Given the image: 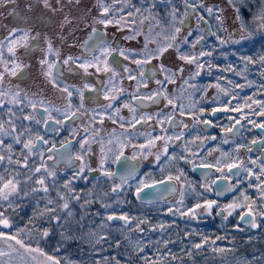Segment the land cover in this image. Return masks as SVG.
<instances>
[{
	"label": "rangeland",
	"instance_id": "1",
	"mask_svg": "<svg viewBox=\"0 0 264 264\" xmlns=\"http://www.w3.org/2000/svg\"><path fill=\"white\" fill-rule=\"evenodd\" d=\"M136 1L138 0H127V3H125V0H121V3L113 7L112 12L107 17L114 22L107 26L99 24L101 27H105L110 33L114 34L116 39L120 36V46H116L115 42H112L113 44L107 43L97 54L93 55V57H97L99 60L91 57L87 58L85 61L91 62L93 65L98 64L100 69L103 70L105 68L104 61H107L108 57L103 55L104 48L125 50L127 53H134L147 47L145 53L154 54L153 52L159 49V46L163 45L161 47H165L170 43L173 47L168 48L162 60L163 64L167 66V73L170 75V81L168 82V79H165V77L162 79L163 75H161L160 79L156 80L163 81L162 84L169 83L171 94L173 96H178L176 101L180 102V105L182 104V107L185 109L183 110V115H186L188 112L186 108H190L191 105L195 103L196 99L199 98L200 91L206 85L205 81L207 77L212 73L215 76L217 85H220L217 88H221L225 91L227 88H230L231 91L229 94H231L233 86L228 85L227 82L228 80L232 81L234 79L241 82L240 86H243L239 87V85H237L239 89L241 88V94H246L247 90L248 92L251 91L249 97L252 98V102H260L256 103V107L251 104V106L258 111L259 115L258 118L255 117V122L258 123L261 120L262 123L264 122V115L260 117V114L264 113V75H262V73H264V62L260 61V57L264 56V27L261 26L264 22L257 19V17L261 15L262 10H264V0H232L231 3H229V0H188V4H197L196 13L193 15L190 24L191 27H185L179 23V20L185 19L184 14L186 5L184 0H149L152 2L153 6H148V10L139 8L140 12L138 13L135 11L136 6L132 4H135ZM112 2L113 0H103L106 6L112 5ZM201 3L203 5L202 7L200 6ZM124 4L125 8L122 7ZM29 5L32 7L29 8ZM54 6L56 5L54 4ZM208 7L213 8L212 15H209L205 10ZM15 8L21 11L22 15L30 17L28 22L19 20V26L18 24L17 26L25 30H30V35L40 32L42 36L41 48L42 46L47 48V42L44 39L45 35H47V37L52 40L55 57L59 58H62L63 51H65V49L67 50L69 46H71L70 56H73L77 47L75 44H78L77 39L83 34L87 35L90 28L92 29L93 25L97 23V20L103 18L101 16L102 10L97 0H80L79 4H76L75 0H73L72 6L68 7L65 5L62 13H52L45 9L39 0H14L12 3L5 2L2 4L0 16H3L4 20H8V22L15 21V17L12 15V9ZM117 8H128V10L133 11V20L137 16L139 18H146L145 14L157 9L160 10L159 19L163 18L165 20V18H167L168 22L165 27L161 28L162 30L160 33L154 32L152 34L149 31L151 30L150 25L153 22L152 20L148 19L149 21L143 24L142 19H138L135 23H132L131 20L128 23H123V20L128 19L127 13L118 18L112 17L119 12L116 10ZM173 9H178L175 20H173L171 15ZM217 10L220 11L217 12ZM245 10L247 13L243 16L242 13ZM41 14L50 18L46 24L41 23L37 19ZM65 14L73 17V20L70 25H65L61 28L60 23ZM217 14L221 16V21L216 19ZM81 16H83L82 19L80 18ZM122 16L124 18L123 20H121ZM238 16L240 19H237ZM200 17H203V19H200ZM116 20H120L121 22L117 24L115 23ZM205 20L212 22H210L211 28L213 25L215 30L214 32L212 28V35H210L206 28ZM241 21L245 26L242 33L239 32ZM175 27L181 28V31L179 34H176V39L172 40L171 37L174 34ZM158 28L159 27L155 25V30ZM206 29L207 33L205 31ZM8 30L9 28L7 31ZM135 33L137 36H133ZM189 33H191V35H189ZM249 33H251L250 36ZM241 35L248 38L241 40ZM165 36L168 37L167 40L164 39ZM197 36H205L206 46L212 47L214 50V55L208 59L210 63L207 65L206 72L201 68L199 63H196L197 59L191 63L180 59L181 55L195 56L197 58L202 56L200 55L202 52L209 53L206 49L203 51L204 48H198L200 47L198 43L195 44V47L192 46L199 39ZM185 37H187L186 42ZM221 40L225 41V43L222 44L220 42ZM234 40H239L240 42L233 43L232 41ZM55 41H58V47L55 46ZM203 41L202 39V45ZM73 46H75V48H73ZM6 50L7 49L4 47L3 51L6 52ZM218 50L220 51L218 52ZM38 51L39 50H36L34 54H37ZM57 51L59 53L58 55L56 54ZM249 57L254 63L246 59ZM49 60L52 62L51 58ZM107 63L109 62L107 61ZM102 65L103 69L101 68ZM107 66L113 69L111 66ZM135 66L139 65L127 61L125 68L135 69ZM39 68V76L42 77L44 75L42 65H40ZM141 69L142 66L139 70L136 69L138 74ZM180 69L183 70L180 71ZM101 70L97 71L96 67L93 66L89 67L86 72L89 74L100 72L103 73V76L106 78L112 73L111 71ZM7 75L8 74L5 76L7 77ZM35 79H38V75L35 76ZM5 82L8 83L9 81ZM44 83L45 80H43V84ZM137 83L139 84V81ZM27 84L28 81L22 83L21 91L24 90ZM184 87L187 88V93L185 97H181L179 96V89L182 90ZM209 88L210 86L208 85V94L212 93V89L209 90ZM23 92L27 94L30 93L27 91ZM60 92H62L61 88ZM28 95L30 96V94ZM233 95L234 94H232V98H229L228 104L231 103L234 109H236V107L241 109L239 112L236 111L239 115L237 119H243L244 121L249 120L250 117L246 115V109L249 104L246 103L243 96L235 99ZM213 100L217 101L215 95L213 96ZM233 102L235 106L232 104ZM174 105V109H177L178 103L176 104L174 102ZM231 105H229V107H231ZM198 106L201 108L202 104H198ZM200 108L197 109L202 112ZM87 111L89 112V110ZM88 122L93 126V121H89L88 119ZM33 128L34 126H32V129ZM254 128L252 130L249 126H246L244 134L248 133L251 135L256 133ZM18 129L17 132H21L18 131ZM244 134L242 137L247 138ZM27 135L29 134H25V137L22 136V140H27V138H29ZM31 136H33L32 138L35 137L33 134ZM255 136L256 135L251 136V139L253 140ZM244 138L236 141V150L231 149L226 152V147L221 145L218 149L211 150L210 155L199 156L196 161L202 164L213 161L217 163L218 167L223 169V173L226 174L227 171L225 167L227 164L233 162L239 163L240 160H243L247 167L259 173L260 169L258 170L257 168L261 163H264L262 154L259 152L257 155H253L248 150L244 151V146L246 144H243V147H241L242 149L237 151L239 143L245 142ZM4 139L6 144L13 143L11 137H5ZM22 148V143H13L12 155L14 160L20 158ZM0 151L8 155L7 149H2ZM108 151L109 150L104 152L101 150V155L105 157L97 162L94 160V154L96 153L97 155L100 151H98L96 147H84V154L86 153L88 155L86 156L87 159H84L89 160V162H85L87 163V169L92 168L96 170L99 176L96 179H90L86 184L84 178L73 179V173L62 174L60 173L61 170L55 171L56 176L54 178H46V183L50 190L48 198L56 200V204L63 203V201H60L57 197V192H59L65 195V199L69 203L68 210L62 212L58 210L57 212L58 215L67 217V212L71 211L72 216L67 217V223L62 220L58 224L52 221L47 213L44 216L39 215L45 207L46 199H41L45 194L42 192L32 194L30 189L37 186L35 185V180L39 178V175H43V173H41L34 175L32 180L27 184H21V188L30 193L27 197L23 196L21 192L19 195L10 198L8 202L0 201V212H4L5 216L11 221L10 228H4L0 225V231L5 232L7 235H17L18 239L24 240V242L30 244L32 248L39 247L47 256L56 257V259L60 261V264H96L95 262L101 264V259L106 256L110 257L106 258L102 263L117 264V261H119V264H173L174 262L178 264V259H170L169 262L168 260L166 262H162L161 260L152 262V260L163 254L161 249H157V245L161 244V247L166 246L168 250H172L173 247L170 243H174L173 241L186 246L188 245V248L191 250L182 260V264H264V241L262 244H254L260 241L262 237L264 238V216L260 215L261 212H264V198L261 197L258 189L255 190L257 193L256 195L253 192V189L258 183L255 176L248 177L245 172L241 179L240 177L231 178L234 192L237 194L232 199L230 198V200L223 201L222 203L219 202L221 199L217 197L213 183L203 186L201 183L186 182V180L191 181L192 176L189 173H186L182 168L175 170L172 164H166L162 172L164 176L167 174L173 177L180 176V178L185 180V185L182 189V192L184 191L183 199L181 200L182 193L179 194V196L169 204L170 207L168 206V208L165 206L164 200L146 202L143 204L141 203L142 201L136 197L137 186L123 187L119 188L116 192H112L113 187H109L110 178L103 175L105 171L109 172L110 170L107 165L108 156H110ZM80 155L82 156V154ZM173 157L174 156H171L170 158ZM175 159L177 162H181L180 156ZM251 160H256L257 164H251ZM169 161L170 160H166V162ZM166 162H164V164ZM39 163L40 157L38 153L30 158V167L38 165ZM48 168L49 170H53L49 166ZM5 169H7V171H5ZM15 169V164L9 165L7 160H5L0 165V174L8 178L10 175H15ZM20 171L21 175L16 178L23 181L24 176L29 173L23 169ZM150 177V172L146 171L141 179L146 180ZM66 181H71V192L63 187ZM87 184H89V191L86 193L89 194L83 196V192L85 191L79 187L86 186ZM98 185L103 189L97 190L98 188H96V186ZM73 193L79 194L80 199H73ZM245 196L249 198L247 201L244 200ZM215 198H217V200ZM85 201H89V203H85ZM205 201H215L216 203L210 210L201 207L199 212V208L196 209L195 205H203ZM232 203L241 205L252 204L258 227L253 229L249 228L248 230L238 228V226L234 224L233 219L235 210L232 211L226 208L227 205ZM56 204L50 205V207H55ZM105 205H109V207H104ZM94 206L98 211L95 212L92 210ZM170 208H175V211L169 212ZM219 208H225V212L219 214L217 210ZM177 209H179V211H177ZM189 209L195 210V216H182L180 214L181 212L187 213ZM245 209L247 208H238V211ZM229 211H232L231 215H228ZM217 213L222 215V218L217 216ZM112 214L116 216L126 214L130 218V221L128 224H125L124 221L113 220L109 221V224H111L109 226L103 223L98 224L96 226L97 228L93 229V232L96 233V237L93 238L86 228L88 224L87 221L89 220L88 217H92V220L96 221L103 215L108 216ZM225 217H227V219H225ZM137 226H139V228ZM169 228L171 230H169ZM19 229H24V231L18 232ZM44 229H49V235L47 237H42L41 235ZM80 229L82 230V234L79 233ZM139 229H143V231ZM238 232L241 234H238ZM175 233L178 234L174 235ZM101 236L104 237V239H100ZM172 237H175V240H169ZM217 237H221V239H217ZM246 237H248L247 240L244 239ZM205 240L207 243H204ZM110 241H119V247H117V243L115 242L114 247L110 248ZM195 244H202V247L196 249L194 247ZM9 245H11V247H9ZM134 246L136 248H134ZM141 248L143 251L140 252V254H142L140 256L136 253H138ZM216 249H223L224 251H216ZM0 251L7 253V255L0 257V264H49L45 256L37 252H27L24 248H21L20 245H17L15 241H5L3 238H0ZM189 253H191V255H189ZM130 255H133V258L130 257ZM33 257H35V259H33ZM150 257H152V259H148ZM108 261H113L114 263H107Z\"/></svg>",
	"mask_w": 264,
	"mask_h": 264
},
{
	"label": "flooded vegetation",
	"instance_id": "2",
	"mask_svg": "<svg viewBox=\"0 0 264 264\" xmlns=\"http://www.w3.org/2000/svg\"><path fill=\"white\" fill-rule=\"evenodd\" d=\"M187 7L188 14L193 13V15L196 13L197 9H193L190 5ZM0 8L2 11V5H0ZM14 13V14H13ZM17 13L21 14V11L17 10V8L12 9V15L15 17V21L8 22V20H4L3 16H0V39L6 37L8 35V32L13 28L17 27L19 28V20L20 17L17 15ZM191 16V19L193 17ZM12 21V20H11ZM192 22V21H191ZM191 22H186L183 24L185 27H189ZM189 23V24H186ZM18 24V26H17ZM191 27V26H190ZM9 30L7 31V29ZM96 28L98 30H103V33L107 35V38L97 39V36H100L99 33H97L95 36H93L90 39V34L92 33V29ZM93 28L87 32V35L83 34L81 37L77 39L78 44L76 47V51L73 55V57H80V59L76 62L74 65L72 62H69V64L65 65L63 64V60L66 59L71 54V46L62 53V58L55 57V52L52 53L47 52V48L40 47L42 44V36L40 33V39L39 43L35 46H30L29 49H25L23 47H18L16 49L15 56H12L8 51H3V61L4 62H10L12 60H15L16 63L25 65L23 69L18 72V75L16 77L7 75L4 79L3 87L5 89L13 88L16 89L18 86V89L21 91L22 83L28 81V84L25 86L23 91L30 92V96L27 94L28 99L25 100L24 105L22 106H11L6 105L4 109H0V120L6 121L8 119L7 115V107H13V111L16 112V117L13 119L15 120V123L18 125L17 129L18 131H23V128L21 125L29 126L32 129V126L34 128L32 129L31 133L27 136H31L32 134L36 136L37 134L42 135L45 140H48L49 143L47 145H44L42 142H37V145L41 151L45 153L44 159L47 162L48 166L52 168L54 171L61 170L60 173L62 174H68L73 173V176L77 174L79 171L81 165L83 164L85 166V170L83 173H80L79 178H84L85 184L90 181V179H96L98 178V172L92 168L87 169V163L89 160H85L86 156H88L86 153L84 154V148H81V144L85 143L84 147H96L98 151H100L99 154H94V160L99 161L103 159L105 156H102L101 150L105 144H102L100 141H98L99 133L93 132L94 125L100 124L103 128V132L107 135L118 132L119 134H122L123 140L121 142H118V140H112L110 147H108L106 150H109L110 156H108V169L109 172H112L113 175L110 178V185L109 187H114L116 185H123V187H134L139 186V179H141L144 176V173L146 171L150 172L151 177L149 179H146L147 183H153L154 181H166L170 183L177 184V191L174 195L168 196L167 198L163 199L165 202V206H169L170 203H172L179 194L183 193L182 189L184 187V179L180 178V180H171L169 181L167 178L170 175L164 176L162 174L163 169L166 164H172V167L177 170L178 168L184 169L186 173H189L192 178L191 181L186 182H196L201 183V185L206 186L212 183L213 180H216V183L213 185L215 186V192L217 194V197L221 200L219 202L227 201L232 199L237 193L234 192L233 188V182L232 179L234 177H241L245 174V170L243 168L240 169H233L231 172H229L228 168L225 167L227 173H223L220 171H217L218 165L217 163H214L211 161L210 163H201L196 161L195 157H199V155H210L211 150H208L209 146L214 141L213 137L218 136L222 134L224 136L225 141L229 145L232 140L236 139L238 141L239 136H242L245 132L246 127L243 125V121L238 120L237 118L231 119L230 123L226 122L221 116V111L217 110L213 112L212 114L208 115V117L204 120L196 119L194 116L186 113V120L183 121L181 112L178 111V109H174L173 105L175 102V99L168 95L171 93L170 85L169 83L164 84H158L156 79H160L161 75L162 79L165 77L168 78L167 74H165L164 70H162L161 66L164 65L162 60L164 58V53L162 55H158V57L155 59H150L148 63L135 66V69H130V73L134 72V74L137 73L138 77L134 80L128 79L129 73H126L124 71V68L127 65V61L133 62L135 60H146L144 58H141L139 55H137L138 59L135 57H129L125 59L124 56H120L118 54L119 50H116L112 52L111 55H109L107 58L113 63H111V66L113 69H118L119 76L123 79V86L122 87H116V83L112 84L110 83L109 78L111 79V75H108L107 78L103 76V73H96V74H89L86 72L83 68L79 67L80 63H83L87 58L93 57V55L97 54V52L105 46V44L112 42H115L116 46H120V36L116 39L115 35L110 33L109 30H107L105 27H101L99 23H96L93 25ZM100 32V31H98ZM33 35H36L33 34ZM97 39V40H96ZM85 41H88V44H85ZM58 45V41H55V46ZM95 51L90 52L89 47L95 46ZM115 46V47H116ZM4 47L7 49V42H5ZM75 48V46H73ZM36 50H39L37 54H34ZM138 52V51H136ZM67 54V55H66ZM51 55V56H50ZM50 56V57H49ZM51 58L52 62H55L57 64V69L53 70V76L56 79V85L53 86L52 83H50V80L48 77L45 76V74L42 76L43 80H45V83L43 84L42 77L39 76V66L41 65L40 61L42 59L49 60ZM50 62V60H49ZM116 63V64H114ZM9 66L11 64L9 63ZM142 66V69L140 70V73L143 72V77L140 76V73L138 74L139 68ZM160 66V67H159ZM166 66V65H164ZM44 73L47 71L46 66H42ZM134 67V66H133ZM159 67V69L157 68ZM167 67V66H166ZM4 64L0 63V71H3ZM39 68V69H38ZM103 69V65L101 67ZM101 71H104L101 70ZM6 75V74H5ZM38 75V79H35V76ZM136 75V76H137ZM141 78L140 84H138V80ZM161 79V80H162ZM5 81H9L8 83ZM11 82V83H10ZM65 84L61 88H65L66 86L73 87L72 89L77 88L80 90L79 92L83 93V106L81 107V97L80 94L77 96V91L74 90L72 96L69 98L67 96V93L60 92V84ZM13 84V85H12ZM88 84L90 87L85 88L84 85ZM137 84L139 85V92L133 91V86ZM77 85V86H76ZM130 86V87H129ZM162 86V87H161ZM35 87V88H32ZM162 88V89H161ZM123 89V92L119 93L118 99L116 101H112L113 105H123L124 103H127L129 100V94L132 91L133 94H131L132 101L136 104L134 106L139 109V115L136 116H130L129 115V109L126 107L124 108V111L120 114L121 118L120 120H117L118 123H116L114 120L110 119L111 116H113L114 110L108 109L105 106L109 103V101L104 99L105 94L108 95H117V90ZM21 91V96L25 94V92ZM153 93H161L158 99H155V102L153 100L143 99V101L139 100H133V96L137 97H148L152 95ZM124 96V97H123ZM171 99L173 101V104H169L168 100ZM28 100H31L35 103H37L38 107L36 109L37 114H43V108L47 107L53 111L55 109H60L61 112V118L57 120H62L63 123L61 125H57L54 122L50 121L47 126L41 124L36 125L34 123H30L28 121H21L18 119V117L22 115H27L32 112V109L28 106ZM43 101V107L39 106V102ZM71 103V109L72 112H77V116L72 118L71 120H65L63 113L66 111H69L68 104ZM124 102V103H123ZM23 108V112L20 111V108ZM122 107V106H121ZM178 107V106H177ZM179 108V107H178ZM203 108V106H201ZM94 111V110H104L106 111V117H104L102 120H93L92 114H89V112L86 110ZM122 109V108H121ZM19 110V111H16ZM86 110V112H85ZM183 112V111H182ZM125 117H128L129 119H126ZM144 118L141 120V118ZM148 117H151V119H148ZM135 118V119H134ZM171 118V122L169 120ZM93 121V126L91 123L88 122ZM135 120H141L140 124H136L135 128L131 127V124L135 123ZM204 121H210V123H204ZM237 121H240L237 123ZM181 123H185L187 127L182 126ZM219 124L220 128L218 129L215 124ZM121 124H123V127H121ZM7 126V125H6ZM197 126L200 128V132L198 134H190L193 130V127ZM258 127V126H257ZM232 128L233 131L228 132L226 129ZM87 129V131H85ZM254 131L256 132L255 138L253 140H249L248 143H245L244 146L245 150L251 149L250 153L257 155L259 152L262 154L264 158V135L262 134V130L259 128H254ZM183 133V136L180 140H175L174 137L177 135H180ZM258 133V134H257ZM261 133V134H260ZM144 134V135H143ZM143 135V137H142ZM172 137L171 140H155V137ZM25 137V136H24ZM33 137V136H31ZM28 139V138H27ZM35 139V137L33 138ZM150 140H154V146L150 148H145L144 150H141L139 148V145H147ZM258 141L257 144H253L252 141ZM83 141V142H82ZM235 141V142H236ZM65 142L66 146L64 148H61L60 145ZM55 144L56 148L53 150L51 155L53 156L52 160H48L47 156V149L52 147V145ZM123 145V155H120L121 152V146L117 145ZM165 144L168 146L167 153L163 152V149L165 147ZM248 147V148H247ZM68 149L70 157V161H64L61 156L62 149ZM75 149L77 150L75 153ZM67 150V151H68ZM176 152V156L173 158H170L172 156V152ZM82 154V156L80 155ZM104 154V153H103ZM157 154H160V159L157 160L156 156ZM143 155H146L147 157L143 159ZM180 157H186V159H181V162H177L175 158ZM120 156L119 160H116V157ZM77 157H83V160L77 159ZM87 159V158H86ZM166 160H170L172 162H166ZM164 162H166L164 164ZM212 165V167H201L199 165ZM1 165V163H0ZM118 175H115L117 174ZM131 173L133 175L131 178L127 179V183H123L121 177H124V175H127ZM121 176V177H120ZM218 177H222L226 180L228 183V195L226 197H220L217 190V180ZM220 178V179H222ZM232 178V179H231ZM183 182V184H182ZM107 187V186H106ZM98 188L97 190H101L103 188L100 187V185L96 186ZM211 194V193H209ZM214 195V194H213ZM215 197V196H214ZM228 198V199H226ZM217 200V198H215ZM160 201V200H159ZM258 205V204H256ZM255 205V207H256ZM170 207V206H169ZM225 209V208H224ZM222 208L217 209L219 214H223L225 210ZM173 211H175V208H172ZM247 211V209L242 210ZM238 211V209H235V212L233 214L234 224L238 226V228H244V229H251V225L248 222L250 218H246L245 220H241V212ZM200 212V208H199ZM217 213V216H220L222 218V215H219ZM257 221V219H256ZM253 229V228H252ZM238 234H241L238 232ZM245 240L248 239V237L244 238Z\"/></svg>",
	"mask_w": 264,
	"mask_h": 264
},
{
	"label": "snow or ice",
	"instance_id": "3",
	"mask_svg": "<svg viewBox=\"0 0 264 264\" xmlns=\"http://www.w3.org/2000/svg\"><path fill=\"white\" fill-rule=\"evenodd\" d=\"M8 2V3H12L14 2V0H0V5H2L3 3ZM40 3L43 4V7L49 11H51L52 13H62L64 10L65 5H67L68 7H71L73 4V0H39ZM232 0H229V3H231ZM76 4L80 3V0H75ZM97 3L100 5L101 7V16L103 18H99L97 20V23L99 24H103L105 26H107L108 24L113 23L114 21L112 19H108L107 17L110 15V13L112 12L113 7H115L116 5L121 3V0H113L112 5H104L103 0H97ZM125 3H127V0H125ZM184 3L186 5V10H185V17H188V12H187V7L188 5V0H184ZM54 4L56 6H54ZM193 9L197 8V4L193 3L190 5ZM200 6L202 7V3L200 4ZM32 6L29 5V8H31ZM119 12H124L123 8H117L116 9ZM209 15L213 14V8L208 7L205 9ZM135 11L138 13L140 12L139 8H136ZM220 10H217V12H219ZM178 12V9H173L172 10V18L173 20H175L176 18V13ZM17 15H19L20 20L24 21V22H28V20L30 19V17H28L27 15H20L19 13H17ZM128 17H132L133 13L132 12H128L127 13ZM81 19L83 18V16L80 17ZM41 23H47L49 21V17L45 16L44 14H41L38 18H37ZM123 16L121 17V20H123ZM200 19H203V17H200ZM216 19L218 21H221V16L219 14L216 15ZM237 19H240V17L238 16ZM257 19H259L260 21L264 22V10H262V13L259 17H257ZM73 17H70L69 15L65 14L63 17V20L60 23V27L63 28L65 25H70L72 23ZM121 21L120 20H116L115 23L119 24ZM132 23H135V21L133 20ZM179 23L181 25H183L185 23L184 19L179 20ZM262 27H264V23L261 24ZM0 27H2V25H0ZM244 24L241 21V26L239 29V32H243L244 31ZM181 31V28L179 27H175L174 28V34L172 35L171 39L175 40L176 39V34H179ZM98 33V29L93 28L92 29V33L90 34V39L95 36ZM189 35H191V33H189ZM251 35V33H249V36ZM98 40L102 39V37L97 36L96 37ZM248 37L241 35L240 39H247ZM39 39H40V33L37 32L36 35H30V30H25L23 28H17V27H13L9 32L8 35L2 39H0V63L4 64V68L3 71H0V109H4L6 107V105H11V106H22L25 103V100L28 99L27 97V93H25L23 95V97L21 96V91L18 89V86L16 89L13 88H8L5 89L3 87L4 84V79H5V74H8L10 76L16 77L18 75V72H20L21 69H23L24 67H26L25 65L16 63L15 60H12L10 62H4L3 61V48L5 45V42H7V51L8 53H10L12 56H15L16 53V49L18 47H23L25 49H29L30 46H35L36 44L39 43ZM44 39L47 42V52L48 53H52L53 52V45H52V40L47 37V35H45ZM165 40L168 39L167 36L164 37ZM203 37H200L192 46L195 47L196 43H199L200 40H202ZM187 41V37H185V42ZM222 44L225 43V41L221 40L220 41ZM233 43H239V40H234L232 41ZM85 44H88V41H85ZM99 46V45H95V46H91L89 47V51L90 52H94L95 51V47ZM173 47L172 44H167L166 47H161L157 50V55H162L164 52H166L168 50V48ZM116 51V49H111V48H104L103 49V55L109 56L112 54V52ZM57 55L59 54L58 51L56 53ZM119 54L120 56H124L125 59L128 58V56L125 54L124 50H119ZM210 55V53H201L200 55ZM80 59V57H73V56H68L66 59L63 60V64L67 65L69 64V62H72L74 65L76 64V62ZM93 59L99 60V58L97 57H93ZM180 59L185 60L187 62H194L197 58L195 56H186V55H181ZM249 62H253L251 60V58H246ZM260 61L264 62V56L260 57ZM134 63H136L137 65H142L145 63H148V60H135L133 61ZM9 63L11 64V66H9ZM42 66H46L47 71L44 73L46 77L49 78L50 82L53 84V86L56 85V79L53 76V70L57 69V64L55 62H49V60L47 59H42L40 61ZM105 63V71H111L113 77L118 75V73H116L115 69H110L107 66V61H104ZM96 67L97 71H100V67L99 65H93L91 62L88 61H84L83 63L79 64L80 68H83L85 71H87V69L89 67ZM162 70L163 66H161ZM183 69H180V71H182ZM124 71L126 73H129L128 75V79L130 80H134L136 79V77L132 76L130 74V69L125 68ZM166 71V70H165ZM198 74V73H197ZM144 73L141 72L140 76L143 77ZM262 75H264V73H262ZM167 79V77L165 78ZM158 84H162L163 81H157ZM85 88H89L90 86L88 84L84 85ZM217 87H219V85H217ZM239 87H243V86H239ZM139 88V85H138ZM63 92L67 93V96L70 98L72 96V92L69 91V89L67 87L62 89ZM123 92V89H119L117 90V95H108L107 93L104 96V99L109 101V103L105 106L108 109H111L114 107L112 101H116L118 99V95L119 93ZM161 95V93H153L152 95L148 96V97H137V96H133V100H139V101H143V99H148V100H153V102H155V99H158L159 96ZM80 97H81V107L83 106V93L80 92ZM155 98V99H154ZM169 104H173V101L171 99L168 100ZM256 103H260L259 101H257ZM44 102L40 101L39 102V106L43 107ZM28 106L32 109V112L27 114V115H22L20 117H18V119H20L21 121H28L30 123H34L36 125H45L47 126L49 124L50 121L54 122L57 125H61L63 123L62 120H57L53 115H52V110L44 107L43 108V114H37L36 109L38 107L37 103L28 100ZM175 107V105H173ZM124 107L129 108L130 111H132L133 113L135 112V108L130 107L129 104H125ZM248 107H251V105H248ZM68 109L69 111H66L63 113L64 119L65 120H71L72 118L77 116V112H72L70 111L71 109V103L69 102L68 104ZM20 111L23 112V108H20ZM56 112H60V109H55ZM117 112H119V109H116ZM201 111H203V109H201ZM214 112L217 111V109L213 110ZM234 111H241V109L237 108L234 109ZM184 113L181 112V115H183ZM262 115H264V113H261ZM7 115H8V119L6 121L4 120H0V150L2 149H7L8 155H5L3 153V151H0V163L4 162L5 160H7L9 165H16V169H15V175H10L8 178H5V176L3 174H0V201L2 202H8L10 200V198H12L13 196L19 195L21 192L23 193V196L27 197L30 193L29 191H25L21 188V184H27L29 181L32 180L34 175L37 174H41L43 173V175H39V178L35 180V185H37L36 187H32L30 189V192L32 194H37V193H44L45 195L43 197H41V199H46V203H45V207L44 210L42 212L39 213L40 216H44L46 213L49 215L50 219L52 221L57 222L58 224L64 220L65 223H67V217H71L72 213L71 211L67 212V217H62L61 215H58L57 212L59 211H64V210H68L69 209V203L68 201L65 199V195L61 194L59 192H57V197L60 201H63V203L61 204H56V200L52 199V198H48V194H49V187L46 183V178L47 177H52L54 178L56 176V172L54 170H49L48 168V164L44 159L45 153L43 151H41L37 145V142H42L44 145H47L49 143L48 140H45L44 137L42 135L37 134L35 136V139H33L31 136H29V138L27 140H22V136H24L26 133H31L32 129L29 126H24L21 125V127L23 128V131L21 132H17V124L15 123V120L13 119L14 117H16V112L13 111V107H7ZM135 119V118H134ZM144 118L142 117L141 120H143ZM148 119H151V117H148ZM141 120H135V123L131 124L132 128H135L136 124H140ZM170 122H171V118H169ZM204 123H210V121H204ZM237 123H239V121H237ZM7 125V127H6ZM261 128H264V124L262 125H258ZM121 127H123V124H121ZM185 127H187L185 125ZM85 131H87V129H85ZM226 131L231 132L233 131L232 128L226 129ZM183 136V133H181L180 135H177L174 137L175 140H180ZM5 137H11L12 141L14 144H23V148L21 149V153H20V158L17 159H13V155H12V150H13V143H9L6 144L5 143ZM171 140L173 139L172 137H155V140ZM213 139H215V137H213ZM225 143H227V141H224ZM66 143H70V142H65L62 143L60 145L61 148H64L66 146ZM85 143H87L86 141L84 143L81 144V148L83 149L85 146ZM155 141L154 140H150L148 142L147 145H139V148L141 150H144L145 148H150L152 146H154ZM253 144H257L258 141H252ZM243 147V146H238L237 147V151H239V148ZM56 148V145L53 144L52 147L47 149V159L48 160H52L53 156L51 155V153L53 152V150ZM123 145H121V152L120 155H123ZM168 151V146L167 144H165V147L163 149L164 153H167ZM248 151H251V149L249 148ZM27 153V154H25ZM39 154L40 157V163L38 165H35L33 167H30L29 165V161L30 158L33 157L35 154ZM77 159L79 160H83V157H77ZM120 156L116 157V160H119ZM156 159L159 160L160 159V154H157ZM181 159H186V157H181ZM103 163V161H102ZM251 164L255 165L257 164L256 160H251L250 161ZM202 167H212V165H201ZM226 167L228 168L229 172H231L233 169H240L243 168L248 177H253L255 176V179L258 181V183L256 184L257 189L260 191V195L262 198H264V179H262V177H264V163H261L259 165L260 167V171L259 173H256L253 171L252 168L247 167V165L245 164V162L243 160H240L239 163L237 162H233L230 164H227ZM21 169L26 170L29 174L24 176V180L21 181L20 179H17L16 177L21 175ZM85 170V166L82 164L79 171L77 172V174L73 177V179L79 178L80 173H83ZM5 171H7V169H5ZM217 171L223 172V169L221 168H217ZM104 176L107 177H111L113 175L112 172H108L105 171L103 173ZM131 177V173L128 174L127 177H121L123 183H127V179ZM222 177H218V179H220ZM169 181L171 180H180V176H169L167 178ZM157 183H164V181H154L153 183H147L145 179H140L139 181V186H137L136 188V195L137 197L140 196V193L144 191V189L146 188H151L154 187L155 184ZM213 184L216 183L215 180L212 181ZM122 184L121 185H116L112 188V192H116L119 188H122ZM63 187L67 190H69V192H71V181H66L65 184L63 185ZM72 198L75 200H79L80 196L79 194H74L72 195ZM183 199V193L181 194V200ZM249 198L247 196L244 197V200L247 201ZM85 203H89V201H85ZM215 201H205V203L203 205L201 204H196L195 208H205L206 210H210L212 208V206L215 204ZM254 203V202H253ZM56 204L55 207H50V205H54ZM11 206V205H10ZM104 207H109V205H105ZM247 208V211H242L241 212V216L240 219L241 220H245L246 218H250L248 220V222L250 223L252 228H256L258 227L257 223H256V217H255V213L253 211V205L252 204H247V205H241L238 203H232L226 206L227 209H230L232 211H234L235 209L238 208ZM173 210L170 208L169 212H172ZM177 211H179V209H177ZM232 211L228 212V215L232 214ZM182 216L183 215H192L195 216V210L194 209H189L187 213H180ZM261 216H264V212L260 213ZM107 221H113V220H121L124 221L125 224H128L130 221V218L125 214V215H120V216H116L115 214L112 215H108L106 217ZM225 219H227V217H225ZM0 225H2L4 228H10L11 227V221L9 220V218L7 216H5L4 212H0ZM139 228V226H137ZM140 231H143V229H139ZM24 229H19L18 232H23ZM42 237H47L49 235V229H44L42 232ZM63 235V233H62ZM90 235H95V233H90ZM0 238H3L5 241H15V243L17 245H20L21 248H24L25 251L27 252H37L40 253L42 256H45L47 261L49 262V264H60V261L58 259H56V257L54 256H47L46 253L43 252L42 249H40L39 247L36 248H32L30 246V244H26L24 242V240L18 239L17 235L13 234V235H7L5 232L0 231ZM100 239H104V237H101ZM217 239H221V237H217ZM167 243V242H165ZM204 243H207V241L205 240ZM214 243V242H213ZM9 247H11V245H9ZM117 247H119V241H117ZM194 247L196 249H200L202 247V244H195ZM140 251H143V249L141 248ZM216 251H224L223 249H216ZM7 255V253H5L4 251H0V257ZM189 255H191V253H189ZM173 259H176L175 256L172 257ZM33 259H35V257H33ZM97 264H99V262H97ZM117 264H119V261H117Z\"/></svg>",
	"mask_w": 264,
	"mask_h": 264
},
{
	"label": "bare ground",
	"instance_id": "4",
	"mask_svg": "<svg viewBox=\"0 0 264 264\" xmlns=\"http://www.w3.org/2000/svg\"><path fill=\"white\" fill-rule=\"evenodd\" d=\"M149 0H138V1H136V5L134 4V3H132L134 6H136V8H141V9H143V10H148V6H153V4H152V2L151 1H149ZM123 8H125V4L122 6ZM128 12H132V13H134L133 11H130V10H128V8L127 9H124V12H117L116 14H115V16H112V17H116V18H118V17H120L121 15H125L126 13H128ZM241 12H242V8H241ZM143 13V12H142ZM159 13H160V10H157V9H155V11H150V12H148V14H145V16H146V18H139L138 16L137 17H135L134 18V21H137L138 19L140 20V19H142V24L143 23H147V21H149L148 19H150V20H152L153 22H152V24L150 25V27H151V30H149L152 34L154 33V32H156V33H160L161 32V28L162 27H165L166 25H167V22H168V19L167 18H165V20L163 19V18H161V19H159ZM246 13H247V11L245 10V11H243V13H242V15L243 16H245L246 15ZM136 14V13H135ZM162 14H165V13H162ZM193 15V13L191 14V13H189L188 14V17L186 18V17H184L185 19V21L186 22H191L192 21V19H191V16ZM248 15H250V14H248ZM157 19H159V20H157ZM130 20L131 21H133V18L132 17H128V19H126V20H123L122 22L123 23H128V22H130ZM211 21H208V20H205V25H206V28L208 29V31H209V33H210V35H212V28H213V25H212V28H211V23H210ZM214 22V21H213ZM155 23V24H154ZM185 24V23H184ZM155 25H157L159 28L158 29H156L155 30ZM141 28H143V27H141ZM171 29V28H170ZM207 29L205 30L206 31V33H207ZM143 30V29H142ZM213 30H214V28H213ZM100 32L99 33H101V35H102V37L103 38H107V35H105V33H103V31H101V30H99ZM214 32H215V30H214ZM133 36H137V34L135 33V34H133ZM209 36V35H208ZM157 38H159V37H157ZM160 38H161V36H160ZM197 38H200V36H197ZM203 45H202V40L198 43V45L200 46V47H198V48H204L203 49V51L206 49V50H208V52L210 53V55H202V56H199V57H197V60H196V63H199V65L201 66V68H203L204 69V71L206 72V70H207V65H209V61H208V59H210L211 58V56H213L214 55V50H213V48L212 47H207L206 46V40H205V36L203 37ZM202 45V46H201ZM161 46H163V45H161ZM161 46H159L158 48H161ZM205 46V47H204ZM166 47V46H165ZM158 50V49H157ZM157 50H155L153 53L154 54H146L145 52L147 51V47H144L142 50H140L139 52H134V53H127L125 50V54L128 56L129 55V57H135L136 59H138V57L140 56L141 58H146V60H150L151 58L152 59H154V61H155V58H157L158 57V55H157ZM220 50H218V52H219ZM205 53H207V52H205ZM118 54H119V52H118ZM120 55V54H119ZM137 55H139L138 57H137ZM122 57V56H121ZM151 59V60H152ZM107 61L109 62V63H107V65H111V61L107 58ZM113 64V63H112ZM114 64H116V63H114ZM117 65V64H116ZM163 66V69H165L164 70V72H165V74H167V76H168V82L170 81V75L167 73V67L166 66H164V65H162ZM206 66V67H205ZM160 67V66H159ZM159 67H157L158 69H159ZM115 71H116V73H118V69H115ZM132 76H134V77H138V76H136V74H134V72H132V73H130ZM111 79L109 78V80H110V83H112V84H115L116 83V87L118 88V87H122L123 86V79L119 76V74L118 75H116V76H114L113 77V75H112V73H111ZM139 81V84H140V82H141V78L138 80ZM228 85H232L233 86V90H232V92H231V94H229L230 93V91H231V89L229 88H227L226 89V91L225 90H223V89H221V88H217V83H216V79H215V76H214V74H212V73H210V76H208L207 77V80L205 81V86L202 88V90L200 91V93H199V98H197L196 99V101H195V103L193 104V105H191V107L190 108H186V110L188 111V114H190V115H192V116H194L196 119H201V120H204V119H206L207 117H208V115H210V114H212L214 111V109H217L218 111L220 110H222L221 111V116L223 117V119L225 120V123L224 124H226V122H229L230 123V120L232 119V118H239V115H238V113L236 112V111H234L233 109H234V107H233V105H231V103H229L228 104V102H229V98H232V94H234L233 95V98H235V99H238L240 96H243V99L246 101V103L247 104H249V105H254L255 107L257 106L256 105V103H253L252 102V98H250L249 97V95L251 94V91H249L248 92V90H247V92H246V94H241L240 93V91H241V88L239 89L238 87H237V85H239L240 86V84H241V82H239L237 79H234V80H232V81H230V80H228ZM63 85H65V84H60V88H62L63 87ZM208 85L210 86V88H209V90H211L212 89V93H210V94H208L209 93V91L207 90V87H208ZM220 86V85H219ZM68 89H69V91H71L72 93L74 92V90H76L77 91V96L80 94V90H78L77 88H75V89H72L73 87H68V86H66ZM133 91L134 92H139L140 91V89L138 88V86H137V84H135L134 86H133ZM217 88V89H216ZM225 91V92H224ZM179 92H180V95L179 96H181V97H185V95H186V93H187V88L186 87H184V88H182V90L181 89H179ZM131 94H133L132 93V91L130 92V94H129V100L127 101V104H129L130 105V107H133V108H135V112L133 113L132 111H130V109L129 108H127V109H129V115L131 116H136V115H139V109H137L135 106H134V104H136V103H134L133 101H132V98H130L131 97ZM170 97H171V99L172 98H174L175 99V103L177 104L178 103V107H177V109H178V111H180V112H182L183 110H185L183 107H182V104L180 105V102H178V101H176L177 100V95H172L171 93L170 94H168ZM215 95V97L217 98V101L216 100H213V96ZM124 97V96H123ZM124 103V102H123ZM126 103H124L123 105H120V104H117V105H114V107L113 108H111L112 110H114V112H113V116H111V118L110 119H112V120H114L116 123H118V121L117 120H120V118H121V113L124 111V105H125ZM188 104H189V99H188ZM198 104H202V106H203V108H200L199 106H198ZM232 104H234V102L232 103ZM229 105H231V107H229ZM122 106V107H121ZM234 106H235V104H234ZM122 108V109H121ZM197 108H200V109H203V111L202 112H200V111H198V109ZM233 108V109H232ZM238 107H236V109H237ZM116 109H119V112H117L116 111ZM86 110H88V109H86ZM86 110H85V112H86ZM184 113V112H183ZM254 113V114H253ZM89 114H92V119L93 120H98V119H103L104 117H106V111H104V110H99V109H97V110H92V111H90L89 110ZM52 115L55 117V118H57V119H60L61 118V112H56V111H53L52 112ZM246 115H248L249 117H250V119L249 120H247V121H244L243 119H241V121H243V125L246 127V126H249V128H251L252 130H253V128H254V126H255V128H260L261 130H262V134L264 135V128H261V127H259L258 125H262V124H264V122L262 123V120L260 121V122H258V123H256L255 122V117L256 118H258V111L257 110H255L254 108H253V106H251V107H248L247 109H246ZM261 115L262 114H260V117H261ZM185 116L186 115H182V119L181 120H183V121H185L186 120V118H185ZM126 119H129L128 117H125ZM260 119V118H259ZM181 125L182 126H184L185 125V123H181ZM215 126H217L218 127V129L220 128V125L219 124H215ZM258 126V127H257ZM7 127V126H6ZM93 132L94 133H99V137H98V141H100L102 144H105L104 146H103V148H102V150H106L108 147H110V145H111V142H112V140L114 139H116V140H118V142H121L122 140H123V137H122V134L120 133H118V132H115V133H112V134H109V135H107L106 133H104L103 132V128H102V126L100 125V124H98L97 126L96 125H94V127H93ZM201 130H200V128H198L197 126H195V127H193V130H192V132L190 133V134H198L199 132H200ZM256 133H253V134H248V133H245L244 134V136L245 137H247L248 138V140H251V136H253V135H255ZM261 134V133H260ZM144 135V134H143ZM143 135H142V137H143ZM244 137H242V136H239V138H237V139H243ZM247 138H244V141L245 142H240L239 143V145L238 146H242L243 144H245V143H248L249 141L247 140ZM225 139L226 138H224V136L222 135V134H220V135H218V136H215V139H214V141L212 142V144L209 146V148H208V150H216V149H218L221 145H223L224 147H226V152L227 151H229V150H231V149H233V150H236L235 149V141H236V139H234V140H232L231 141V143L229 144V145H227V144H223L224 143V141H225ZM83 142V141H82ZM117 146H121V144H119V145H117ZM237 146V147H238ZM242 148L240 147L239 148V150H241ZM76 150V149H75ZM77 151V150H76ZM176 152L177 151H173L172 152V156H176ZM199 156H202V155H199ZM204 156V155H203ZM147 156L146 155H143V159L144 158H146ZM196 159L198 158V157H195ZM66 161H70L71 162V160L70 159H67ZM259 163H261V162H259ZM202 165V164H201ZM201 165H199V166H201ZM202 167V166H201ZM258 170L260 169V167L258 166V168H257ZM121 177V176H120ZM124 177H127L126 175H124ZM131 178V177H130ZM222 179H224V178H222ZM222 179H218V180H222ZM262 179H264L263 177H262ZM93 180V179H92ZM218 180H217V182H218ZM216 181V180H215ZM89 184H92V183H89ZM89 184H87L86 186H82V187H79L80 189L82 188L83 189V191H85V192H83V196L85 195V196H87L89 193H86V192H88L89 191V188H88V185ZM257 189V187H255L254 189H253V192H254V194L256 195L257 193L255 192V190ZM262 201V200H261ZM141 203H143V204H145V202H141ZM262 203V202H261ZM263 204V203H262ZM264 205V204H263ZM92 210H94L95 212L96 211H98L97 210V208L94 206L93 208H92ZM81 211V210H80ZM106 215H103L100 219H98V220H96V221H93L92 220V217L90 218V217H88L89 218V220L87 221L88 222V224L86 225V228H87V230L90 232V233H95V232H93V229H96L97 227V225L98 224H104V225H107V226H109V225H111V224H109V221H107V219H106ZM107 228V227H106ZM210 231V230H209ZM79 233L80 234H82V230L80 229L79 230ZM96 234V233H95ZM178 233H175L174 235H177ZM174 235H172V236H174ZM93 236V238L94 237H96L95 235H92ZM103 236V235H102ZM101 236V237H102ZM169 240H175V237H172L171 239H169ZM178 240H181V239H178ZM264 241V238L262 237V239H260V241H257V242H255L254 244L255 245H258V244H262V242ZM174 242V244H175V247L171 250V251H166V252H163V254H161V255H163V256H167L168 258H169V260L170 259H173L172 257L173 256H175L176 257V259H179V258H181V256H182V254H181V252L183 251V250H187V252L185 253V255H187V253L190 251L191 252V250H190V248H188V245L186 246V245H184V244H179V243H176V241H173ZM163 243H165V242H163ZM162 243V244H163ZM141 245V244H140ZM140 245H137V246H140ZM264 245V244H263ZM136 246V245H135ZM134 246V248H136ZM160 246H161V244L160 245H158L157 246V249L159 250L160 249ZM262 252V251H261ZM108 257H110V256H106V257H104L103 259H101L102 261H104L106 258H108ZM264 258V257H263ZM77 260V259H76ZM157 260V258L156 259H154V260H152V262H155ZM102 261H100V263L101 264H105V263H102ZM95 262V261H94ZM113 261H111V262H107V263H112ZM121 262H122V259H121ZM96 264H97V262H95ZM114 263V262H113Z\"/></svg>",
	"mask_w": 264,
	"mask_h": 264
},
{
	"label": "water",
	"instance_id": "5",
	"mask_svg": "<svg viewBox=\"0 0 264 264\" xmlns=\"http://www.w3.org/2000/svg\"><path fill=\"white\" fill-rule=\"evenodd\" d=\"M186 24H189V23H186ZM99 34H100L99 37H102L101 33H99ZM67 150L68 149L66 148V149H62V151H61V156H62V159L64 161H66L67 159L72 157L69 154V150L68 151ZM115 175H118V173ZM126 176H128V174ZM132 176L133 175H131V177ZM216 187H217L218 194L220 197L223 198L229 194L228 193V191H229L228 190V183L226 182L225 179L218 180ZM176 191H177V184L164 181V183H162V184L157 183V184H155L154 187L144 189V191L140 193V196L137 197V195H136V197L145 203L146 202H156L159 200H163V199L167 198L168 196L174 195L176 193Z\"/></svg>",
	"mask_w": 264,
	"mask_h": 264
},
{
	"label": "trees",
	"instance_id": "6",
	"mask_svg": "<svg viewBox=\"0 0 264 264\" xmlns=\"http://www.w3.org/2000/svg\"><path fill=\"white\" fill-rule=\"evenodd\" d=\"M169 230H171L170 228H169ZM169 230H168V232H169ZM115 242L116 241H114V242H109L110 243V248H112V247H114V245H115ZM117 243V242H116ZM158 245H160V244H158ZM157 245V246H158ZM170 245L174 248L175 247V244L174 243H170ZM160 249L163 251V252H166V251H171V250H168V247H166V246H163V247H161L160 246ZM166 249V250H165ZM138 251V250H137ZM140 252H142V251H138V253H136V254H138V255H142V254H140ZM187 252V250H183L182 252H181V254H182V256H181V258H179L178 259V264H182L183 263V259L186 257V255H185V253ZM133 255H130V257H132ZM133 258V257H132ZM148 259H152V257H150V258H148ZM147 259V260H148ZM159 260H161L162 262H166L167 260H168V262L170 261L169 260V258L167 257V256H159L158 258H157V260L156 261H159ZM175 260V259H174ZM137 261V260H136ZM146 261V260H145ZM134 262V261H133ZM173 264H175V262L173 263Z\"/></svg>",
	"mask_w": 264,
	"mask_h": 264
}]
</instances>
